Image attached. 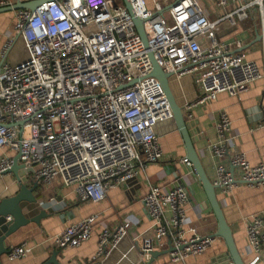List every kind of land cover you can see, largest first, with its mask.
<instances>
[{"label": "built area", "instance_id": "2783aa9c", "mask_svg": "<svg viewBox=\"0 0 264 264\" xmlns=\"http://www.w3.org/2000/svg\"><path fill=\"white\" fill-rule=\"evenodd\" d=\"M31 1L40 0H0V8ZM211 1L221 11L215 19L199 0H177L167 16L160 15L164 0L153 10L147 9L146 0H127L133 17L143 22L147 47L123 0H45L34 11H13L14 28L0 56V149L18 154V162L32 169L36 182L48 184L59 177L78 201L92 204L104 201L108 191L135 179L147 165L162 162L156 127L171 119V113L159 81L150 77L149 52L164 73L189 75L199 85L198 98L184 111L211 103L222 93L236 97L264 78V0ZM252 13L259 20L263 69L244 52H230L223 42L239 33ZM215 129L217 142L210 151L216 160L212 184L217 191L225 198L238 183L264 187V164L251 166L236 148L223 110ZM12 159L0 157V176L11 168ZM179 162L192 170L185 158ZM184 176L179 173L178 179L184 181ZM189 200L185 185H150L141 202L152 222L151 234L141 239L138 264H148L163 240L173 249L167 254L170 264L212 246L213 235L185 230ZM97 224L100 258L137 222L126 218L111 227L90 216L66 226L53 245L78 248ZM246 236L253 255L249 264H257L264 249L263 214L250 216ZM27 253L24 245L15 246L5 258L14 262Z\"/></svg>", "mask_w": 264, "mask_h": 264}, {"label": "crops", "instance_id": "0c3cea01", "mask_svg": "<svg viewBox=\"0 0 264 264\" xmlns=\"http://www.w3.org/2000/svg\"><path fill=\"white\" fill-rule=\"evenodd\" d=\"M163 0H146L148 10H153L155 3ZM166 4L160 15L167 16L168 9L177 0H164ZM211 16L215 19L220 14L212 2L210 5L199 0ZM243 0H238V3ZM8 8L2 7L0 9ZM232 8L229 5L224 11ZM15 14L13 11L0 13V56L2 48L14 28ZM259 20L257 13L242 23L241 31L228 35L223 39L230 52H244L249 61L257 63L263 69V54L260 41ZM0 57V70H1ZM170 88L175 101L182 109L194 103L200 94L199 85L195 84L189 75L181 78L171 77ZM225 111L235 135V144L245 156L251 166L264 164V78L255 81L247 91L236 97L222 93L208 104L197 105L190 110H183L189 126L194 148L197 152L202 168L207 178L213 183L215 179L216 160L211 154L210 146L217 142L216 123L219 111ZM158 142L163 151V160L157 164H149L139 175L114 189L108 191L104 201L98 204L80 202L72 188L63 187L59 177H55L48 184H41L28 173L25 186L32 188L37 198V206L51 203V215L42 219L40 225L33 223L20 228L13 234L5 245L9 248L24 245L28 253L22 259L8 262L3 256L4 264H43L53 252L59 264H138L141 256L142 237L151 234L152 222L148 217L142 197L150 185H161L169 188L179 186V173L185 174L182 183L190 195L185 206L187 223L185 230L194 229L201 235H214L217 231L216 219L207 203L206 196L193 171L184 167L179 160L185 158L186 149L182 139L171 119L159 122L156 127ZM15 153L0 149V157L14 158ZM19 190L13 174L0 176V196L2 198L14 196ZM223 216L229 226L235 247L242 261L249 264L253 258L247 247L246 227L250 216L264 215V187L235 184L225 198L216 191ZM54 199L55 201H51ZM24 204H22L23 206ZM30 209H32L30 207ZM27 217L37 214L32 209ZM97 216L98 221H106L111 227L117 226L123 219H130L137 224L119 242L108 256L97 258V241L101 231L99 224L94 226L90 239L78 248L58 249L53 245L54 238L68 225L81 221L90 216ZM190 235V233L188 232ZM139 237L134 239V237ZM170 247L168 240H163L161 248ZM226 254V247L220 238H215L212 246L199 256H189L183 264H212L217 256ZM153 264H170L167 257L157 258ZM257 264H264V249L261 251Z\"/></svg>", "mask_w": 264, "mask_h": 264}, {"label": "water", "instance_id": "95a60500", "mask_svg": "<svg viewBox=\"0 0 264 264\" xmlns=\"http://www.w3.org/2000/svg\"><path fill=\"white\" fill-rule=\"evenodd\" d=\"M45 0L40 1H31L28 3H20L16 2L14 6L8 7L5 9H0V13L4 12H11L18 9H28L30 11H34L38 5H40ZM124 5L132 16V20L138 33L139 37L141 38L145 47H147V40L146 35L144 32L143 22L135 19L132 15L131 9L127 3V0H123ZM257 41H260V35L257 37ZM149 57L152 64V70L150 73V77L155 78L159 81L168 101V105L170 108L171 113V120L174 122L175 128L178 131L184 147L186 149V156L185 159L191 164L192 171L196 176L203 192L206 196L207 203L216 219L217 223V231L214 233V237L220 238L223 240L224 245L226 247V254L217 256L214 258L215 260L212 261V264H245L242 261L240 254L238 253L233 238L232 233L227 225L225 218L223 216V212L220 206V203L217 199V187L211 183V181L207 178L197 152L194 148V143L191 138V134L189 132V126L186 121V117L183 114V109L179 107L175 101V98L172 94L170 88V78L172 74L164 73L162 69L157 65L155 60L153 59L152 54L149 52ZM21 125V123H19ZM19 155L17 154L12 159V166L6 172V174L10 173L13 174L16 178V181L19 186L18 192L11 197L2 198L0 201V264H4L3 256H5L8 251L9 247L5 245L7 239H9L13 234H15L20 228H24L28 224H35L40 225V221L42 219L48 218L51 214L47 213V210H51L50 204H40L37 206V198L35 197L33 191L36 188V184L33 185L32 188H27L25 186L27 181V174L32 173L31 168L24 169L25 166L18 162ZM177 178L178 184L184 187V184L180 179ZM22 204H24L22 206ZM37 210V214L33 217H27L31 212L32 209ZM6 217H11L10 221H6ZM173 249L170 247L166 250L162 251H153L151 253V258L148 264H153L154 261L162 256L167 257V254L172 252ZM56 252H53L50 258L45 261L43 264H59L56 258ZM168 260V258H167ZM183 264V262L178 263Z\"/></svg>", "mask_w": 264, "mask_h": 264}, {"label": "rangeland", "instance_id": "374dc122", "mask_svg": "<svg viewBox=\"0 0 264 264\" xmlns=\"http://www.w3.org/2000/svg\"><path fill=\"white\" fill-rule=\"evenodd\" d=\"M206 3H207V5H210L211 4V0H204ZM204 7L206 8V5H204ZM206 14H208L209 15V12H208V10H207V8H206ZM211 17V16H210ZM25 136L27 137L28 136V131H26L25 132Z\"/></svg>", "mask_w": 264, "mask_h": 264}]
</instances>
